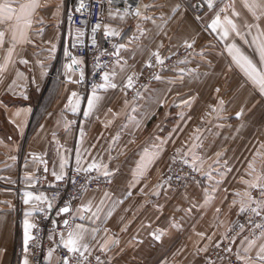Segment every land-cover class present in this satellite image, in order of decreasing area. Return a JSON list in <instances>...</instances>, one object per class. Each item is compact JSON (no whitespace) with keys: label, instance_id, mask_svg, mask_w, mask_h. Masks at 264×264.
I'll return each mask as SVG.
<instances>
[{"label":"crops","instance_id":"0c3cea01","mask_svg":"<svg viewBox=\"0 0 264 264\" xmlns=\"http://www.w3.org/2000/svg\"><path fill=\"white\" fill-rule=\"evenodd\" d=\"M71 2L47 0L46 7L37 10L30 31L32 43L17 47L12 63L0 76V264H23L25 255L29 264H34L29 250L24 251V221L27 218L35 224L38 211L26 217L25 213L36 202L25 205V193H44L49 197L48 187L56 180L52 171L59 172L62 158L68 160L66 172L76 169L78 153L82 167L95 161L101 167L94 170L112 182L109 189L88 191L71 206L72 215L75 209L89 203L92 212L100 208L99 219H89V212L83 214H87L86 220L75 219L76 224L89 230L85 234V243L89 245L85 254L101 252L97 264H203L209 248L221 239L239 212L241 197L236 193L249 191L245 181L253 178L250 164H254L256 171H264V148H219L215 144L217 139L231 137L232 132L214 124L220 121L215 117H206L205 106L213 104V99L209 102L203 96L191 98L189 91L182 90L223 86L245 89L247 93L240 102L236 91L232 98L235 109L229 115L232 118L242 113L245 116L237 118L251 121H264V94L254 96V90H259L246 82L225 47L232 37L221 40L211 31L214 12L207 13L199 0H141L140 16L129 10L125 15L127 7L118 5L105 9L104 30L110 26L120 31L117 46L125 45L108 71L115 73L110 78L118 87L98 88L101 99L85 117L92 90H83L77 67L73 66V71L65 67L71 63L65 51L75 56L68 46L70 30L65 32L63 25ZM234 2L235 10L252 23L244 0ZM13 6L17 4L14 2ZM227 14L231 16L232 11ZM197 15L203 17L199 19ZM260 24L264 28V20ZM236 43L258 59L238 37ZM53 45L56 50L50 52ZM188 45L194 50L192 66L189 72L182 71L183 81L160 78L136 95H129L154 53L158 52L163 59ZM8 46L6 43L4 48ZM5 55L0 50V62ZM22 59L29 63H21ZM39 61H43L44 68ZM17 71L24 73V78H17ZM45 71L47 74L42 75ZM180 71L166 74L173 78ZM195 73L201 75L196 76L198 81L187 79ZM210 74H214L215 80L228 74L229 81H210ZM128 76H133L131 88L126 86ZM73 92L80 101L76 112L66 107ZM216 101L220 103L219 99ZM198 141L205 148H190ZM176 152L198 158L197 167L202 165L201 171L205 173L203 184L194 183L175 193L164 186V172ZM105 165L112 175H103ZM45 167L48 171L42 184L37 173ZM69 216L61 214L59 221L63 223ZM93 228L99 231L93 234ZM105 241L107 250L101 247ZM255 241L247 255L259 264L256 253L264 236ZM247 246L248 242L241 249V256L246 255ZM59 260L53 251L51 261L47 257L43 264H58Z\"/></svg>","mask_w":264,"mask_h":264},{"label":"snow or ice","instance_id":"6c2138e0","mask_svg":"<svg viewBox=\"0 0 264 264\" xmlns=\"http://www.w3.org/2000/svg\"><path fill=\"white\" fill-rule=\"evenodd\" d=\"M16 3L17 6L14 7L13 3ZM110 2V0H109ZM47 4V0H44V3H41V0H3L0 2V50L5 51L6 55L3 57V62H0V76L3 75L4 72L7 71L9 64L12 63V57L16 54L17 47H22L27 44H31L32 40L30 37V31L33 28L34 17L37 15V10L41 8H45ZM216 6V0H207V7L209 9H214ZM248 12L253 17V22L249 23L248 20L241 16V13L235 10V2L234 0H229L227 4H224L223 7H220L218 11L215 12L214 18L211 20V24L209 27L212 32H215L219 35L221 40H228L229 37H232V42L225 45L229 55L231 56L232 62L236 67L240 69L243 73L246 82H250L256 89L259 90L261 94H264V28L261 27L260 22L264 20V0H244L243 5ZM84 7L83 0H81L80 8ZM132 5L130 4L128 8L125 9V15L128 14L129 8ZM140 5L135 7V15L140 16ZM147 7V5H144ZM179 5H177V8ZM79 11V9H77ZM229 10L232 11V15L229 16L227 13ZM224 14L223 16L221 14ZM145 19H150V17H144ZM239 20V23L237 22ZM42 22V20L40 21ZM101 25L96 24L92 29V44H96L95 34L100 29ZM255 30V31H253ZM77 36L82 37L84 32H82L79 28L76 29ZM104 35L106 37H116L120 36V31L111 28L110 26H105ZM239 38L244 45L251 48L253 53L258 56V59H254L253 56L246 53L244 48L241 45L236 43V38ZM135 38V37H133ZM8 44L9 46L5 49L4 45ZM51 43V42H49ZM82 43V41H81ZM192 45H188L191 47ZM116 51L112 53V55L119 56L120 49L124 48V44L114 45L113 46ZM55 45L49 50L50 52H55ZM157 57L159 63H163L162 60L159 59V53H154ZM65 56L71 58V63L66 64L65 67L68 71L74 70V65H81L83 63L82 59H79L73 56L70 52L65 51ZM21 63L28 64L29 61L27 59H22ZM42 68L45 67L43 61H39ZM119 63V60H117ZM150 66V63H149ZM46 71L42 73V75H46ZM135 75V74H133ZM17 78H24V73L17 71ZM111 76H115V73L109 74L105 72L103 74L104 83L94 85L92 89V97L88 99V111L84 112V116L88 117L93 109L97 106L101 97L97 94L98 88L104 89H115L118 85L114 82H111ZM84 73L80 71V80H83ZM159 79V77H157ZM69 81L71 82V76H69ZM79 82V81H75ZM15 80L13 84H15ZM128 88L133 87V76L127 77V85ZM21 95H24L21 92ZM26 98V96H25ZM75 98V101L72 99ZM72 98H69L68 104L66 107H70L71 111L76 112L79 110V97L77 93H72ZM221 103H223L221 101ZM30 111V110H29ZM111 111V109H109ZM19 115V112H17ZM241 115V113H237V116ZM70 123V122H68ZM55 135V134H53ZM83 130H81V139H83ZM217 155H220L217 153ZM14 159V158H13ZM198 158L193 157V169L195 171H201V167H197L196 160ZM44 163V161H41ZM185 163H188L187 160H184ZM68 165L67 158H62V162L59 165V172L56 170L52 171V175L56 180L61 181L64 180L65 176L68 174L65 171V168ZM76 172H84L88 173L93 169L99 170L100 165L95 161L88 164V166H81V157L79 153L76 157ZM250 168L252 172L250 173L253 178L249 181H245L248 185L249 191H245L243 193L237 192L236 195L241 197L240 200V208L239 211L241 213L249 211L259 216L262 212H264V171L257 172L254 164H250ZM103 175L110 176L112 173L107 171V166H104ZM44 171H48L47 167H45ZM139 174H142V165L138 166ZM210 177V173H208ZM29 178H31L30 174H26ZM73 183H75V178H73ZM83 187V186H81ZM251 190H256L258 192V197L256 198L252 195ZM75 199V197H73ZM35 201L36 203L32 205V208L25 213L26 217L32 215L34 212H45L46 208L51 209L53 207L52 201L44 194L34 195L32 192L25 193L24 204L28 205ZM101 203H103L101 201ZM236 201H233L235 204ZM44 205V206H41ZM253 205H255L253 207ZM219 211V209H217ZM84 212H89L91 215L88 217L89 219H99L100 208L98 207L95 212H92V208L90 203L88 205H82L81 208L75 209V215H72L73 209L70 207V202L65 204L64 207H61L57 213L60 214H70L69 218L64 219L62 222L66 226L67 235L62 231L60 232V243L63 245V248L67 250L68 255L62 257L58 264H83L84 261L87 260V257L84 255L85 252L89 250V245L85 243V234L89 231L85 228L83 224H76L75 219L77 217L83 219ZM251 222V221H250ZM37 225L30 222L27 218L24 221V251L28 252V244L30 240H33L34 237L30 234V230L36 228ZM244 225H240L241 230ZM256 227H261V225H256ZM99 231L96 228L91 229V232L94 234ZM261 236H264V232L261 233ZM94 238V236H93ZM157 239L159 237L157 236ZM247 239V237H245ZM234 242V241H233ZM107 241L101 247L107 250ZM256 241L250 240L248 241V246L244 248V252L246 255L241 256L237 253V259L239 261H243V264H256L255 261L252 260L251 256H248L247 253L251 250L253 246H255ZM59 246V245H58ZM231 251V249H227ZM53 249H49L48 258L51 261ZM258 257L259 264H264V243L260 244L259 251L256 253ZM99 256L96 257V260L99 262ZM23 264H29L28 256L25 255L23 259Z\"/></svg>","mask_w":264,"mask_h":264},{"label":"built area","instance_id":"2783aa9c","mask_svg":"<svg viewBox=\"0 0 264 264\" xmlns=\"http://www.w3.org/2000/svg\"><path fill=\"white\" fill-rule=\"evenodd\" d=\"M206 7V12H214L224 6L228 0H216V6L214 9L207 7V0H199ZM141 0H83L84 7L80 8L81 0H72L66 13V18L70 26V47L72 52L77 58L82 59L83 63L78 65L79 72L82 70L84 78L82 80V88L85 92L93 89L94 85H98L103 80V74L108 72L116 61V55H112L116 51L113 47L117 45L116 37H106L104 35V12L110 5H118L129 8L131 14H135V7L139 5ZM79 9V11L77 10ZM203 15V14H202ZM197 15L200 19L203 16ZM100 24V29L96 32V44H92V29ZM80 29L84 32L82 37L77 36L76 29ZM82 41V43H81ZM193 48L184 47L178 52L173 54L170 58L159 63L157 57L154 55L151 57L147 67L135 82L134 87L130 89L129 95L134 96L140 92L147 84L153 83L157 80V72L163 69L171 68L181 60H187L192 54ZM183 164V162H181ZM179 166H173L167 173V178L172 179L174 184H181L186 179L190 180L192 177L198 179L199 175L186 165L183 173H180ZM67 175L64 180H55L48 187L49 199L52 201L53 207L47 209L45 212H38L36 225L33 229V240L29 241L28 250L33 258L34 264H43L48 257L49 249H53L58 254V257L68 255L67 250L63 248L60 243V232H64L67 235L66 226L59 221L60 215H57L59 209L64 207L65 204L70 202V207L76 202L81 200L88 191L103 190L111 187V181L108 178L101 176L96 170H92L88 173H77L74 168H70L67 171ZM75 178V183H73ZM38 180L42 184H45V171L41 170L38 174ZM83 186V187H81ZM22 194V193H20ZM75 197V199H73ZM44 206V205H41ZM87 218V214L84 215V219ZM59 245V246H58ZM221 252V249H214L210 258L212 261H216ZM87 260L83 264H97L96 257H101L102 253L85 254ZM237 262L236 259L233 260ZM209 264V263H208Z\"/></svg>","mask_w":264,"mask_h":264},{"label":"rangeland","instance_id":"374dc122","mask_svg":"<svg viewBox=\"0 0 264 264\" xmlns=\"http://www.w3.org/2000/svg\"><path fill=\"white\" fill-rule=\"evenodd\" d=\"M216 11H218V9L214 10V14ZM66 13H67V11H66ZM63 25H64V29H66L65 32L67 30H70L68 28V21L66 18V14H65V21H64ZM68 36H69V34H68ZM70 44H71V41L69 40L68 46H70ZM189 48H192V47H189ZM180 49H182V48H180ZM180 49H178L176 52H178ZM73 54H74V51H73ZM171 56L172 55H170L166 58H163V59H161V58H159V59L164 61V60L170 58ZM192 56H193V52L188 57L187 60L186 59L181 60L180 62H178L176 65L172 66L171 68L158 71L157 72V77H159L158 80H160V78H161V79H172L173 81H178V82L183 81L185 79V78H183V76H185V75H184V72H182V71H188L189 72V70L192 66V64H191L192 63ZM193 62H194V60H193ZM193 65L195 66V63H193ZM77 70L79 72L78 65H77ZM171 70H181V71L176 74L177 77L171 78L172 76H167V74H166V73H168V71H171ZM79 74H80V72H79ZM142 74H144V72ZM189 75H187V76H189ZM202 75L204 76V74H202ZM196 76L198 78L201 77V75L195 73L194 76H192L191 78L187 77V79L192 80V81H198V78ZM210 77H211L210 81L215 80L214 74L213 75L210 74ZM223 79L229 81L228 80V74H223V77H221V79L217 78L215 81L217 82V81H220ZM202 80H203V78H202ZM81 84H82V81H81ZM144 88L145 87H143V89ZM183 91L184 92L189 91L191 98L192 97L201 98V96H203V97L207 98V100L209 102L213 99V104H206V106H205L206 117L209 118V115H211L212 118L215 117L214 118L215 120H220V121H215V122H213L214 124H218L217 126L220 129H222L223 126L230 128V131L232 132L231 137H227V138L224 137V138H218L217 139L218 142H216L215 144L219 148H264V121H261V120H259V121L240 120L237 117H241L242 115L245 116L242 113H241L242 115H239V116L235 115L232 118H230V115H229L232 112L231 109H235V101L232 98H235L236 91H237L238 96H239L238 101L240 102V100H242L240 98H244L246 93H247L245 89L234 90V89L229 88L228 86H226V87L223 86L221 88L216 87V88H212V89H201V90H199V89L195 90L193 88H190V90L187 89V90H182V92ZM198 92H200V93L203 92L204 94L198 95ZM254 96L255 97H257V96L262 97L260 92L257 90H254ZM217 99H219V102H220L218 104L216 101ZM221 101L223 103H221ZM199 107L201 108V105ZM219 112H221V113L219 115H217ZM224 117H228V118L224 119ZM221 118H223V119L221 120ZM214 128H216V126ZM233 132H236V136L233 135ZM201 145H202V142H200V141L194 142V144L190 148H205V147H203V145L202 146ZM210 148H213V147H210ZM255 152H256V155H258L257 149H255ZM192 156L193 155H190V154H181L179 152H176L175 155L173 156V158L171 159V161L169 162L168 167H167V169L163 175V184L171 192L175 193V192L183 191L194 183L203 184L205 182V173H203L202 171H195L193 169V167H192L193 157ZM184 160H187L188 163H185ZM181 162H183V164H181ZM176 165L179 166L180 168H182L180 170V173H183L185 168H186V165H188L194 171L192 174H195V172H196L199 175V178L194 179L192 177L188 181L185 179L183 181V183H181V184H174V181L172 179L170 180L167 178V173L173 166H176ZM41 170H43V169H41ZM257 171L261 172V169L259 168ZM39 172L37 173V178H38ZM111 187H112V182H111ZM251 191H252V195L254 197L259 198L258 192L256 190H251ZM22 196H23L22 194H19V198H21ZM254 206L255 205H253V207ZM37 216H38V214H37ZM83 219H84V216H83ZM84 220H86V219H84ZM36 221H37V218H36ZM35 224H36V222H35ZM258 224L261 225V227H256V225H258ZM240 225H244L242 230L240 228ZM262 232H264V212H262L261 215L257 216L254 213H251L249 211H246L243 213H241L239 211L235 215V217L231 220V222L227 225V228L224 231L221 239L209 248L203 264H208V263L209 264H219L222 262H224L226 264H241V261H239L237 259L236 254L239 253L241 255V249L243 248V246L248 241L257 239L259 236H261ZM32 233H33V230H32ZM245 237H247V239H245ZM229 248L231 249V251L227 250ZM214 249H221L224 251V252L220 253V255L217 257L216 261H212V259L210 258L211 254H213ZM234 259H236L237 262H234L233 261Z\"/></svg>","mask_w":264,"mask_h":264},{"label":"water","instance_id":"95a60500","mask_svg":"<svg viewBox=\"0 0 264 264\" xmlns=\"http://www.w3.org/2000/svg\"><path fill=\"white\" fill-rule=\"evenodd\" d=\"M75 67H77V65H74Z\"/></svg>","mask_w":264,"mask_h":264}]
</instances>
